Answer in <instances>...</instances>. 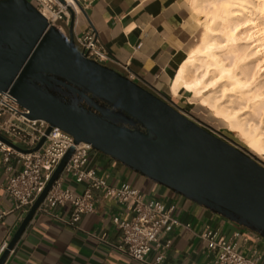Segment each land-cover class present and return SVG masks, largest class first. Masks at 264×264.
Instances as JSON below:
<instances>
[{
  "label": "water",
  "instance_id": "1",
  "mask_svg": "<svg viewBox=\"0 0 264 264\" xmlns=\"http://www.w3.org/2000/svg\"><path fill=\"white\" fill-rule=\"evenodd\" d=\"M29 0H0V92L123 166L264 238V166L124 74L83 55ZM90 94V95H89ZM101 101L114 109L98 104ZM84 102V104H83ZM128 125V126H127ZM130 126V127H129ZM44 137L34 150H38ZM73 149L0 256L3 264Z\"/></svg>",
  "mask_w": 264,
  "mask_h": 264
},
{
  "label": "crops",
  "instance_id": "2",
  "mask_svg": "<svg viewBox=\"0 0 264 264\" xmlns=\"http://www.w3.org/2000/svg\"><path fill=\"white\" fill-rule=\"evenodd\" d=\"M89 29L96 32L112 59L106 66L160 97H182L181 92L173 95L171 82L203 34L190 0H91L77 15L73 35ZM10 165L6 170L0 155V212L5 213L0 219V245L22 221L4 191L7 179L18 169L12 161ZM87 167L110 185L128 183L148 199L175 205L173 216L181 225L170 234L163 264H205L206 243L198 236L200 230L211 226L230 234L238 226L93 149ZM61 179L73 193L86 188L65 174ZM93 195V212L82 215L73 226L36 212L3 264H140L118 250L121 232L112 221L114 216L128 220L131 213L116 201L102 198L99 191ZM52 213L68 219L71 207L56 206ZM261 249L264 252V240Z\"/></svg>",
  "mask_w": 264,
  "mask_h": 264
},
{
  "label": "built area",
  "instance_id": "3",
  "mask_svg": "<svg viewBox=\"0 0 264 264\" xmlns=\"http://www.w3.org/2000/svg\"><path fill=\"white\" fill-rule=\"evenodd\" d=\"M29 1L49 25L55 26L68 39L67 29L70 25L74 28L77 15L91 0ZM73 40L75 47L87 58L104 65L112 60L94 30L74 34ZM27 113L8 91L0 92V155L6 170L11 168V161L18 166L16 173L4 184V191L13 209L19 212L20 219L23 220L63 156L72 148L69 160L36 212L73 226L82 215L93 212L96 201L93 191H99L102 198L116 201L131 213L128 220L118 216L112 218L121 232L118 250L140 264H163L166 251L171 245L170 234L176 226L181 225L173 216L175 205L148 199L128 183L118 186L108 184L105 178L87 167L89 152L92 150L90 144L75 143L70 134L57 127H51L46 133L49 123L41 119H30ZM42 137L44 142L41 147L34 150ZM64 174L75 183L84 184L86 188L81 193H73L62 185L61 176ZM66 204L71 207L68 219H61L52 213L54 207ZM4 215V212H0V219ZM198 236L206 243L205 264H264V252L261 249L264 238L242 226L238 225L230 234L205 226ZM10 238L1 243L0 256ZM151 252L153 257L149 258Z\"/></svg>",
  "mask_w": 264,
  "mask_h": 264
},
{
  "label": "bare ground",
  "instance_id": "4",
  "mask_svg": "<svg viewBox=\"0 0 264 264\" xmlns=\"http://www.w3.org/2000/svg\"><path fill=\"white\" fill-rule=\"evenodd\" d=\"M190 1L201 14L204 32L176 70L170 90L174 96L185 90L200 98L230 129L248 136V146L258 153L263 140L251 134L246 113L263 123L264 0Z\"/></svg>",
  "mask_w": 264,
  "mask_h": 264
},
{
  "label": "rangeland",
  "instance_id": "5",
  "mask_svg": "<svg viewBox=\"0 0 264 264\" xmlns=\"http://www.w3.org/2000/svg\"><path fill=\"white\" fill-rule=\"evenodd\" d=\"M192 5L194 8L193 2H192ZM208 7L210 8L209 5ZM195 12L196 10L194 8V15L196 17V21H198V24H201L202 22L201 14L198 15V12L196 13ZM203 32H204V27H203ZM220 39H221V36H220ZM200 42L196 45V47L200 44ZM179 92H181L180 94L182 97H177L174 99L167 98V97H164V98L162 97V98L168 101L173 107H175L183 115H185L186 117H188L189 119H191L192 121H194L195 123L203 127L204 129H206L210 133L216 135L217 137L228 142L229 144L247 153L248 155L253 157L258 163L264 166V149H262L258 153L254 151L252 148L248 146L249 145L248 136L246 137L241 131L230 129L228 123H226L222 119L215 117L209 109L201 105L200 98L195 97L193 93L186 92L185 90H180ZM179 92H177V95ZM246 114L249 119L248 120L249 121L248 125L250 126L249 129H251V131L253 130L251 134L252 135L255 134L257 135V138H260L261 140H263L261 141V143L263 142V145H264V121L263 123H260L258 125L256 123V119L258 122V117L255 114L253 113H246ZM219 120H222V121H219ZM254 123L256 126H254Z\"/></svg>",
  "mask_w": 264,
  "mask_h": 264
},
{
  "label": "flooded vegetation",
  "instance_id": "6",
  "mask_svg": "<svg viewBox=\"0 0 264 264\" xmlns=\"http://www.w3.org/2000/svg\"><path fill=\"white\" fill-rule=\"evenodd\" d=\"M90 95V94H89ZM98 101V100H97ZM83 104H84V102H83ZM98 104H100V105H103V106H105V107H108L109 109H114L112 106H108L107 104H105V103H103V102H101V101H98ZM85 105V104H84ZM128 126V125H127ZM130 127V126H129Z\"/></svg>",
  "mask_w": 264,
  "mask_h": 264
},
{
  "label": "trees",
  "instance_id": "7",
  "mask_svg": "<svg viewBox=\"0 0 264 264\" xmlns=\"http://www.w3.org/2000/svg\"><path fill=\"white\" fill-rule=\"evenodd\" d=\"M206 108V107H205ZM219 121H222V120H219ZM224 121V120H223Z\"/></svg>",
  "mask_w": 264,
  "mask_h": 264
}]
</instances>
